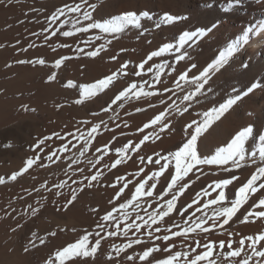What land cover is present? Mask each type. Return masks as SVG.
Segmentation results:
<instances>
[{"label": "bare ground", "instance_id": "obj_1", "mask_svg": "<svg viewBox=\"0 0 264 264\" xmlns=\"http://www.w3.org/2000/svg\"><path fill=\"white\" fill-rule=\"evenodd\" d=\"M79 2L0 0V177L4 178V182L0 183V264H60L55 260L57 251L89 233L92 234L87 242L90 247L95 243L97 232H101L104 239L95 254L73 256L64 264H133L124 258L125 254L136 257L135 264H142L137 254L156 245L174 244L175 251H187L182 237H174L167 242L157 241L154 237L170 234L165 229L182 230L185 220L189 222L187 227H194L191 222L197 216L205 215L207 200L219 194L220 190L212 192L209 185L232 175L238 178L224 188L227 198L224 203L227 204V200L235 198L236 190L257 167L264 166L258 151L259 135L264 134V29L257 27L264 23V0H103L102 3L88 0L90 4L98 3L92 12L97 23L111 21L126 11L138 16L144 11L149 13L151 19L142 18L140 29L129 26L121 34L102 33L99 29L76 32L70 24L60 26L58 23L50 27L46 22V18L64 4ZM165 14L184 19L163 24L160 18ZM86 23L82 21V25L86 26ZM213 23H217L218 27L209 31ZM156 24L160 27L157 28ZM249 27L254 31L246 33L244 30ZM45 28L49 31L44 32ZM56 28L71 30L73 35L64 37L59 31L51 35ZM197 29L205 31L206 36L189 49L191 60L176 61L175 56L180 53L165 49L161 56L153 57L140 68L152 51H159L166 43L176 46L184 31ZM97 36L101 38L95 39ZM233 43L237 45L236 51L228 58V63L212 76L210 86L213 92L209 94V99L200 97L199 104H194L188 112L180 115L175 106L182 109L187 102H182L183 93L175 87L179 76L192 63L197 67L188 72V78L198 75L218 55L217 49L227 50L228 45ZM101 44L104 50L96 57L77 51L79 48H83L84 52L95 50ZM62 57L70 59L62 60L59 68L53 67L55 61ZM41 59L45 61L43 65L37 63ZM165 63L173 65L175 71L164 68L160 72V80L156 81L157 70L153 68L152 72H148V68ZM124 64L127 65L124 71L128 75H118L108 89L86 97L81 104L74 103L80 99L81 86L117 72ZM137 71L141 72L140 76L135 75ZM53 72L56 73L55 79L47 81ZM145 80L149 83L141 88ZM69 81L76 87H66ZM133 83L137 85L135 90L130 87ZM234 87L238 91L233 95L247 90L251 93H244L240 101L198 138L197 158L216 155L217 148H226L237 131L251 126L254 135L245 141V152L257 153L256 164L246 158L240 162V167H232L231 162L226 166L196 165L184 176L182 183L188 187L177 197L173 212L162 220L157 217V224L147 227L144 222L151 224L149 214L159 212L162 207L166 210V200L179 191V187H175L164 193L171 182V175L176 173L175 158L162 160L161 164L168 167L160 176H153L154 172L160 171V166L150 162L148 157L155 160L159 158L157 154L167 157L170 152H176L182 146L184 125L192 119L201 120L198 114L218 106ZM125 88L129 89L127 98H122L107 112L102 111ZM165 88L172 91L164 92ZM193 90L194 86L185 85V91ZM144 92L152 94L146 96ZM173 102L174 106L170 108ZM121 103L123 107H119ZM161 112L164 116L152 124ZM164 123L169 124L171 132L162 129ZM145 124H148L147 129ZM95 125L100 127L89 136ZM17 133L19 136H15ZM145 135H148V140L139 149L133 150ZM45 137L51 139L40 145L39 141ZM124 145H128L126 150ZM117 149L121 151L117 152ZM49 155L52 159L47 158ZM30 158L34 164L21 172L16 180L9 179L13 173L20 172ZM180 162L183 166V157ZM223 167H229L231 171L224 172ZM137 172L139 176L135 175ZM97 173L100 174L98 180L90 185L91 176ZM120 177L123 179H118ZM148 177L152 179L148 180ZM141 181H147L146 187L156 184L153 196L158 199L140 196L128 204ZM61 182H65L63 188L55 187ZM125 184L128 186L117 197L116 193ZM205 189L208 190L207 195ZM72 190H75V200H72ZM56 192L61 195H56ZM260 198H264V190L258 188L228 225L218 223L212 228L211 220H208L202 227H209V233H200L199 229L189 232L187 244H193L194 240L215 242V252H225V256L213 255L209 259L216 260V264H236L239 258L227 257V245L220 249L219 242L231 240L234 246H239L242 236L264 233V218L252 217L242 222L251 205L258 203ZM69 200H72L71 204L67 203ZM121 203L127 207L120 209ZM137 203L139 207L134 208ZM188 204H192L190 209ZM197 207L200 212L196 211ZM214 207L217 206L207 209L208 216H211ZM33 209L36 210L34 213ZM109 211L112 216L109 221H104L102 217ZM137 216L142 219H137ZM133 221L141 225L140 232L127 228ZM174 224H179L180 228L173 227ZM98 225L106 227L101 231ZM156 227H160L159 233L154 231ZM111 231H116L117 235L108 236ZM124 231L128 232L127 237L122 235ZM148 232H152L153 236L150 237ZM33 233L43 243L36 240ZM136 239L141 243L126 247ZM114 245L123 246L124 252L117 256ZM109 255L114 258L109 260ZM166 255L163 252L154 253L157 259ZM203 264H208V261ZM250 264L264 262L255 258Z\"/></svg>", "mask_w": 264, "mask_h": 264}, {"label": "snow or ice", "instance_id": "obj_2", "mask_svg": "<svg viewBox=\"0 0 264 264\" xmlns=\"http://www.w3.org/2000/svg\"><path fill=\"white\" fill-rule=\"evenodd\" d=\"M103 0H98V3H102ZM97 4H90L88 3V0H80L79 3L74 4H64L63 7L58 8L52 15L48 16L46 18V22L49 24V26H55L59 23L60 26L70 24L72 28L75 29L76 32H88L90 29H99L102 33H108V34H121L124 33L125 30L132 26L135 29L141 28V20L142 18L151 19L149 13L147 11L141 12L140 15H136L132 11H126L123 14L119 16L113 17L111 21H106L105 23H97L95 22L92 12L97 8ZM231 6V5H229ZM91 9V11L89 10ZM69 13H73L76 15L69 16ZM67 17L65 20H61V17ZM184 19V17H175L172 15L165 14L160 18L161 23L163 24H170L174 20ZM83 22H87L86 26L82 25ZM77 25H81V27H76ZM156 27L159 28L160 24H156ZM216 27H218L217 23H213L209 26V31L215 30ZM257 27L264 29V23H261ZM49 29L45 28L44 32H48ZM59 31V34L64 37H69L73 35V32L71 30L68 31H60L59 28H56L54 31H52L51 35H56ZM246 33H251L254 31V28L249 27L244 30ZM143 34V33H141ZM206 36V32L200 29H197L195 31H184L179 36V41L176 46H174L171 43H166L159 49V51H152L150 55L147 57L145 61H143L140 64V68L142 69L145 64H147L148 61L152 60L153 57H159L161 54L165 51V49L168 50H174L176 53H180L179 55L175 56L176 61H184L186 59L191 60V54L189 52V49H192L194 45H197V41L200 40L201 37ZM101 37L97 36L95 39H100ZM47 39V37H45ZM110 43V41H108ZM191 42V43H189ZM65 47L67 45H64ZM237 45L235 43L229 44L227 47V50H220L217 49L218 55H216L215 59L212 60L211 63H207V66L203 68L202 71L199 72L198 75L188 78V72L191 71L192 68H196L197 65L195 63H192L190 67L179 76L178 81L176 82V89L179 90L182 95V102H187L186 106L184 108H179V106H175L177 108V111L180 115H183V113L188 112V110L194 105L199 104L200 97H203V99L207 100L209 99V94L213 92L212 87L210 86V81L212 79V76L220 71V69L228 63V58L232 56L233 52L236 51ZM181 49H184L183 52H181ZM104 50V45L101 44L99 47L95 48V50H91L88 52H84L83 48L77 49L78 53H82L88 57H96L99 55L101 51ZM70 59V57H62L61 59H57L55 61V64L53 67L59 68L61 66L62 60ZM112 59H115L113 57ZM31 62V61H28ZM19 63H25V61H20ZM37 63L43 65L45 61L43 59L38 60ZM127 67L126 64L121 65L119 70L117 72L112 73L111 75H107L101 79L96 80L94 83L89 84L87 86H81L80 91V99H77L74 101L76 104H81L86 97L95 96L97 92H103L105 89H108L109 86L112 84L113 80L120 74L128 75L127 72L124 71V69ZM244 67H247L246 65ZM153 68H155L157 71L155 73V80H160V72L163 71L164 68H169L171 71H175V67L170 64H157L153 65V67L148 68V72H152ZM136 76H140L141 72L137 71L135 72ZM56 77V73L53 72L52 75L47 77V81H52ZM183 82V83H181ZM149 82L145 80L143 84L140 86L143 88V85L148 84ZM185 85L188 86H194L193 91H185ZM206 86H208L206 88ZM66 87H76V85L69 81ZM131 89L135 90L137 85L135 83L131 84ZM254 89V88H253ZM252 89V91H253ZM128 88H125L124 90L119 91V94L115 95L114 99H111L110 104L108 107L102 108V111L107 112L108 108H110L112 105H116L118 101H121L122 98H127L128 95ZM172 90L169 88H165L164 92H171ZM237 89L234 87L231 89V93L227 94V98L224 99L222 103H219L218 106H213L207 111H204L202 113H199L198 115L201 116V120L192 119L191 122L184 125L183 131H184V139L182 140V146L178 147V150L174 153L170 152L167 157L157 154L159 157L158 159L153 160L152 157H148V160L155 165L160 166V171L154 172L153 176H160L161 172H163L164 168L168 167L167 164H161L162 160H171L173 157L176 160V173L174 175H171V182L167 184V188L164 190V193L167 194L169 190L174 189L175 187H179V191L174 192L171 199L166 200V210L162 207L159 212L153 211L149 214L151 219V224H149L147 221H145V225L149 228L152 227V225L157 224V217H159L161 220L164 217H168L170 213L173 212L175 202L177 200V197L180 195V193L184 192V190L188 187L186 183H182L184 176L188 175L189 172L193 171L196 165H221L226 166L229 165V162H231L232 167H240L241 161L250 160L253 164H256L257 160V153L255 151L246 153L245 152V141L250 137L254 135L253 127L248 126L242 128V130L237 131L236 134L232 137L230 142L227 143V147H219L216 150V155L205 157L203 159L197 158V142L198 138L202 137L208 129L211 127L212 123L216 120H219L221 117L225 115L235 105L238 101L241 100V96H244V93H251V92H243L240 94L237 93ZM144 95H151L150 92H144ZM163 102V101H162ZM123 103L119 104V107H123ZM174 102L172 105H169V107H173ZM26 107V106H25ZM139 111V109H138ZM164 116V113L161 112L159 115L155 117L154 120H152V124H156L157 121L161 120V117ZM103 123V121L101 122ZM100 125H95L91 129V131L88 133L89 136H91L92 133H94L97 128H99ZM144 128H148V124L144 125ZM162 129H168L169 132L172 131L171 127H169L168 123H164L162 125ZM154 134V133H150ZM59 135V134H54ZM71 135V133H70ZM148 135H145L143 140H141L140 143L135 144L134 149H139L141 147V144L144 143V141L148 140ZM51 137H45L43 140L39 141L40 145H44L47 140H50ZM259 160L262 164H264V134L259 135ZM85 143H88V140L85 139ZM126 150L128 148V145L123 146ZM41 151L43 149L41 148ZM63 151V149H61ZM86 151V149H85ZM99 152L100 149H97ZM121 151V149H117V152ZM225 153H227L225 155ZM83 154V153H81ZM184 158V164L181 165V158ZM48 159H52V155H49L47 157ZM143 159V158H141ZM75 163V161H73ZM119 163V161H117ZM34 164L33 159H28L26 161V165L24 168L20 170V172H15L9 177L11 180H16L17 176L20 175L21 172L26 171L28 168H30ZM115 167V165H113ZM222 171L224 172H230L231 168L229 167H223ZM100 174L97 173L96 175H92L89 184L91 185L92 181H97L98 176ZM136 176H139L140 173H135ZM118 179H123V177H120ZM152 177H148V180H151ZM238 178L235 175H232L231 178H224L217 182H214V185H209V189L212 192H216V190H220L219 194L214 199H209L204 204V210L205 215L197 216L195 220H193L191 223L194 225V227H187L188 221L185 220L184 224L185 227L182 230L179 231H172L171 229H165L166 232H169L170 234L165 235H157L154 237L157 241H170L174 237H182V242L187 247V251H175V245L174 244H167V245H156L152 247H147L142 252L138 253V259L142 264H203L204 261H208V264H216V260L209 259V257L216 255V256H225V252H215L216 244L215 242L209 241L207 243H203L201 240H194L193 244H187L188 239L190 238L188 233L189 232H196L197 229H199L200 233L207 234L210 231V228L207 226H203L207 223L208 220H211V227L215 228L218 223L221 224V226L228 225L229 222L232 220L234 216H236L237 212L240 210V208L248 203L249 197L256 193L258 191V188L260 190H264V182H260L261 180H264V166L257 167L256 171L251 175L249 179L245 183H243L235 192V198L234 199H228L227 204L224 203V201L227 199L226 194L224 191V188L226 186H229L233 184L234 181H236ZM4 182V178L0 177V183ZM147 181H141L138 183V185L135 187V192L132 195L131 199L128 200V204H132L133 201H136L138 197L140 196H147L151 197L153 199H158L153 196V189L156 188V184L152 183L150 187H146ZM65 186V182H61L59 185H55V187L63 188ZM128 185L125 184L124 187H121L119 191L116 193V196L119 197L120 193L124 192V189ZM205 194H208V190L205 189ZM56 195H61L60 192H56ZM197 196L200 195L199 192L196 193ZM76 194L75 190H72V200H75ZM72 200H69L67 203L71 204ZM111 203V201H110ZM195 203V201H193ZM210 206H217L212 208V214L211 216L207 215V209ZM127 205L124 203H121L119 205L120 209L126 208ZM139 207V203L134 205V208ZM189 209L192 207V204H188L187 206ZM257 209V210H253ZM33 213L36 211L35 209L32 210ZM113 211H115V208H113ZM197 212H200L201 209L199 207L196 208ZM186 214V213H184ZM181 216V219H183V215ZM112 216V212L109 211L106 215L102 217L104 221H109L110 217ZM252 217H258V218H264V198H260L258 203H254L251 205L250 209L247 211V214L243 216L242 222L249 221ZM118 220V218H116ZM137 219H142L141 217L137 216ZM198 221V222H197ZM98 227L103 231V229L106 227V225H98ZM173 227L180 228L179 224H174ZM128 229H134L136 232L141 231V225L135 223L133 221L132 223H129L127 225ZM156 233H159L161 231L160 227H156L154 229ZM51 235L55 236L56 233H52ZM92 235L91 233L81 236L76 242L74 243H68L65 247H63L61 250L57 251L55 254V260L59 261L60 264H64L65 260L70 259L71 257H89L91 254H95L98 250V247L101 245V241L104 239V236L101 235V232L95 233L96 239L95 243L92 244L90 247L87 244L89 241V236ZM108 236H116V231L108 232ZM125 237H127L128 232L124 231L122 233ZM148 235L151 237L153 236L152 232H148ZM231 235V233H229ZM33 237L36 240H40L41 243H43V240L36 235V233H33ZM141 241L139 239H136L134 241H130L126 247L131 248L133 244H140ZM239 246H234L233 242L231 240L227 241H220L218 247L220 249H224L227 245V248L229 249L226 252L227 257L231 258H239L236 261V264H250L251 261H253L255 258H259L261 262H264V233H260L257 235H247L242 236L238 241ZM114 251L117 256L120 255L121 252H124L123 246H113ZM203 249V251H201ZM27 251V248L25 249ZM166 253L167 255L164 258L157 259L154 256V253ZM243 254V255H242ZM114 257L109 255L108 259L112 260ZM128 261H132L133 264H135L136 257L132 255L125 254L124 257ZM50 264H54V262H50Z\"/></svg>", "mask_w": 264, "mask_h": 264}, {"label": "rangeland", "instance_id": "obj_3", "mask_svg": "<svg viewBox=\"0 0 264 264\" xmlns=\"http://www.w3.org/2000/svg\"><path fill=\"white\" fill-rule=\"evenodd\" d=\"M11 135H14V134H11ZM3 136H6V134H3ZM15 136H19V133H17Z\"/></svg>", "mask_w": 264, "mask_h": 264}]
</instances>
